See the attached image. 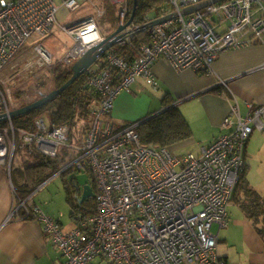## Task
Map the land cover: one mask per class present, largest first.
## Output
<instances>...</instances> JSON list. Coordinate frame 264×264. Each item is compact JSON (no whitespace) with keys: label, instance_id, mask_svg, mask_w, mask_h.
Returning <instances> with one entry per match:
<instances>
[{"label":"built area","instance_id":"2783aa9c","mask_svg":"<svg viewBox=\"0 0 264 264\" xmlns=\"http://www.w3.org/2000/svg\"><path fill=\"white\" fill-rule=\"evenodd\" d=\"M119 8V26L130 18V0H109ZM169 6L144 22L126 27L118 44L105 52L86 73L96 95L91 120L76 157L26 197L14 187V215L36 218L65 257L62 264H225L219 235L229 225V207L245 162L251 135L264 130V105L249 104L243 115L231 107L223 125L230 130L201 146L197 154L173 155L167 147L143 144L137 123L117 127L110 120L115 100L143 77L160 87L153 64L164 59L178 71L214 74L220 54L251 45H264V0H221L200 10H183L206 0H167ZM99 0H2L0 2V166L11 170L19 148L31 156L54 160L70 143L66 126L50 128L43 116L37 131L15 126L11 112L52 92L53 70L71 67L88 49L110 35L101 32L104 16ZM98 9L97 15L88 11ZM132 11V10H131ZM177 13L163 23L160 18ZM141 32L151 42L131 61L116 50ZM31 48V49H30ZM31 50L32 56L29 55ZM27 58V71L14 70V60ZM264 65L256 69H262ZM12 69V70H11ZM52 71L51 75L50 72ZM43 75H50L46 81ZM229 90V82L220 79ZM90 168L96 182L97 213L83 226L65 232L36 202L49 180L65 169Z\"/></svg>","mask_w":264,"mask_h":264},{"label":"crops","instance_id":"0c3cea01","mask_svg":"<svg viewBox=\"0 0 264 264\" xmlns=\"http://www.w3.org/2000/svg\"><path fill=\"white\" fill-rule=\"evenodd\" d=\"M260 65H264V45H251L220 54L214 63V74L197 73L190 69L178 71L168 61L159 59L152 67L160 82L159 89L154 91L145 78L139 77L130 90L123 91L117 97L109 115L110 120L116 126L136 122L158 112L165 97L170 95V102L179 104L193 131L191 138L178 145L194 147L196 144V153H199L201 146L213 142L230 130L224 127L223 122L234 104L238 102L243 115L248 112L249 104L264 105V68L256 69ZM221 78L229 82V91L219 94L205 92L219 85ZM198 124L203 130L196 136ZM78 129L81 133V128ZM253 139L250 137L246 145L248 162L251 158L252 162L264 164V146L252 152ZM258 139L264 141V136L255 138ZM72 142L73 147L61 150L60 155L65 156L67 161L77 156L81 145V142ZM14 169L15 165L8 171L0 166V264H62L65 257L46 234L43 224L36 218H20V215L13 214L16 202L12 176H21ZM58 177L49 180L37 193L35 200L68 232L76 227L75 220L66 217L69 205L65 203L61 208L53 205L56 197L51 192L50 184ZM229 213L230 222L227 227L213 228L219 235L221 258L226 264H264V242L241 203L232 200ZM107 262L97 258L93 264H110Z\"/></svg>","mask_w":264,"mask_h":264},{"label":"trees","instance_id":"16d2710c","mask_svg":"<svg viewBox=\"0 0 264 264\" xmlns=\"http://www.w3.org/2000/svg\"><path fill=\"white\" fill-rule=\"evenodd\" d=\"M161 1L163 0H137V9L134 23L144 22L148 18L150 19L159 15L161 12L160 9L165 6L159 5V7H156V5ZM129 5V14L131 16L134 0H130ZM167 6H169V4H167ZM110 8L113 10L114 14L115 12L116 14L118 13L116 11L117 7L115 5L111 4ZM110 8H106L107 14H109ZM150 42L151 38L149 33L141 32L124 45H117L115 48L127 59L134 61L140 53V48L145 44H149ZM99 60L100 59H98L96 63H98ZM103 64H105L104 67L107 64V62H104V59L100 60L98 63V65L101 66ZM55 73L54 76L56 88H58L70 79L72 76V69L71 67L58 68ZM226 90H228V88L225 85L219 84L216 87L206 90L205 92L219 94L225 92ZM167 96L165 97L163 105L158 112L149 114L148 116L136 121L138 124L137 130L143 144L157 147H167L173 144L178 145L179 143L193 136V131L179 104L170 102L172 97L170 95L168 97ZM96 98L97 97L93 90L87 85V77L85 74L48 104L27 114L13 118V122L19 129L34 132L37 131V118L43 116L50 128L66 126L70 130V143L73 144V139H77L79 143L81 142L85 130L90 123L92 108L98 103ZM81 121H84L85 124L82 132L80 133L77 125ZM31 157L34 158V162L27 165L25 171L21 172L22 174L20 173L22 177L16 175L12 176L15 185L14 187L16 188L18 195L21 197H26L29 195L36 187H38L47 178L54 175L64 166V164H62L59 167L57 162H54L41 155ZM244 158L245 162L243 168L240 171L239 179L236 184L232 200L241 203V206L244 209L247 217L251 220L253 227L264 242V195L251 186L248 180L250 164L248 162L246 153ZM14 165L15 158L11 169L14 167ZM14 170L15 173L18 172L17 169ZM84 171H86L89 175V178L86 180V184L91 186L93 192L95 193L96 182L94 174L90 168H83L79 170L73 166H70L61 174H59V176H65L68 173L74 172V175L71 177V179L65 182V188L67 191L66 199L70 207V215L72 219L75 220L76 227L91 232L90 226H83V222L89 220L97 213V202L95 197L80 201L85 186L80 185L78 181V173ZM55 220L62 227V224L57 219ZM223 261L226 264L224 259Z\"/></svg>","mask_w":264,"mask_h":264},{"label":"rangeland","instance_id":"374dc122","mask_svg":"<svg viewBox=\"0 0 264 264\" xmlns=\"http://www.w3.org/2000/svg\"><path fill=\"white\" fill-rule=\"evenodd\" d=\"M1 1L2 0H0V2ZM6 1H10V0H6ZM111 4H113V3L109 0H99L98 7L101 8L100 10H103V9L106 10V8L111 7ZM167 4H168V1L163 0L159 4H157L156 7H159V5H167ZM113 5H115V4H113ZM115 6L117 7L116 11L118 12V6L117 5H115ZM88 12L90 14L97 15L98 9L89 10ZM116 15H117V18H116ZM97 19L100 22L101 32L104 35L112 34L119 27L118 13L116 14V12H115V14H114L113 10H111V8H110L109 14H107L105 12L103 17L100 16V17H97ZM30 49L28 50L29 55L32 56V52ZM26 60H28V59L27 58H21V57L14 60V65H15L14 70L20 72V75H22L23 73H25L28 70L26 65H25ZM58 68H67V66H64V65L60 66L59 65L57 68H55L53 70V75H52L54 78H55L54 73ZM71 68H72V66H71ZM51 73H52V71L50 72V75H51ZM50 75H48V76L43 75V77H42V79H40L39 83L41 84V80L46 81ZM53 85H56L55 80L53 81ZM84 124H85V122L81 121L78 123L77 126H78V128H81V130H83ZM198 129L199 130H197L198 132L196 133V136L199 135L200 132H202V130H203L201 125H199V124H198ZM252 135H251V137L252 138L254 137V139L252 141L251 151L254 152V151H257L259 148H261V145L264 146V141L262 139L255 140L256 137L262 138V136H264V131H260V130L255 131V133ZM73 141L75 143L78 142L77 139L76 140L73 139ZM255 143H258L259 145L255 144ZM193 146L194 147H192V146L189 147V145L187 146V145H174L173 144V145L167 146V148H169V150L171 151V153L173 155L182 156L185 153H189V151H195L194 154H197L196 153L197 152L196 151L197 145L194 144ZM192 148H195V149H192ZM15 156H16L15 157V162H16L15 163V169H17V171L20 173L22 171H25V169L27 168V165L34 162V158L31 157V155L28 151V148H19L18 151L16 152ZM69 156H71V155H69ZM52 161L57 162V164L60 167L62 164H65L67 162V158L65 156L60 155L58 159L52 160ZM249 164H250V167H249V172H248V180H249L252 187H254L255 189H258L261 193L264 194V192L260 190V189L264 190V164L261 162H258V163L252 162L251 158H250ZM73 175H74V172L68 173L65 176H59L54 182H52L50 184L52 187L51 192L56 197V200L53 203V205L55 207L61 208L64 206L65 203L68 204L67 199H66L67 191L65 188L66 187L65 182L69 181ZM78 178H79L78 181H79L80 185L85 186L86 180L89 178V175L86 171L79 172ZM94 196H95V193H94ZM66 217L70 220L72 219L70 216V207L66 210Z\"/></svg>","mask_w":264,"mask_h":264},{"label":"water","instance_id":"95a60500","mask_svg":"<svg viewBox=\"0 0 264 264\" xmlns=\"http://www.w3.org/2000/svg\"><path fill=\"white\" fill-rule=\"evenodd\" d=\"M221 0H206L203 2H200L198 4L192 5L185 10H183L184 14L192 13L196 10H200L204 8L205 6L217 2ZM137 9V0H134V6L132 10V15L130 16L128 22L125 25L119 26L116 31H114L110 36L105 38L104 40L100 41L99 43L92 46L86 53H84L73 65H72V76L70 79L64 83L62 86L55 88L52 92L46 94L41 99L25 106L20 109H17L13 112H11V117L15 118L17 116L27 114L29 112H32L34 110H37L46 104H48L50 101L55 99L58 95L63 93L68 87H70L72 84H74L82 75H85L90 67H92L99 58L103 57L105 52L108 51L111 47L115 46L116 44L121 41L122 36L118 35L120 32H122L126 27L131 25V23L134 21L135 13ZM177 16V13L169 14L163 18H160L154 22V24L163 23L171 18H174ZM8 118L6 114L0 115V121H5ZM94 197V192L89 185H85L82 198L80 201H83L87 198Z\"/></svg>","mask_w":264,"mask_h":264},{"label":"bare ground","instance_id":"6f19581e","mask_svg":"<svg viewBox=\"0 0 264 264\" xmlns=\"http://www.w3.org/2000/svg\"><path fill=\"white\" fill-rule=\"evenodd\" d=\"M94 45H95V44H94ZM94 45H92V46H94ZM92 46H91V47H92ZM91 47H90V48H91ZM90 48H89V49H90Z\"/></svg>","mask_w":264,"mask_h":264}]
</instances>
